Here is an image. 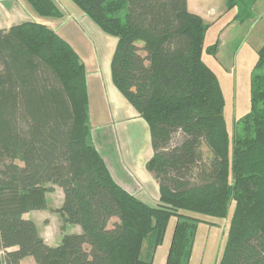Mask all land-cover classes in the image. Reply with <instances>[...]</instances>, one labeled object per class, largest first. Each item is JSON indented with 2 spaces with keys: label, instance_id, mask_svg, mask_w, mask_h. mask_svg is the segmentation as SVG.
<instances>
[{
  "label": "trees",
  "instance_id": "trees-1",
  "mask_svg": "<svg viewBox=\"0 0 264 264\" xmlns=\"http://www.w3.org/2000/svg\"><path fill=\"white\" fill-rule=\"evenodd\" d=\"M26 1L40 15L64 16L55 0ZM71 1L117 38L113 81L148 125L146 168L159 203L112 177L91 139L84 67L72 46L32 20L0 28V264H154L140 257L143 241L160 244L172 216L165 264H188L201 220L184 212L223 218L231 204L219 264H264V40L250 110L230 137L219 79L202 59L217 42L204 46L210 25L187 0ZM255 1L225 0L227 11L237 7L231 21L249 19ZM53 185L63 193V223L81 230L49 245L24 214L47 209Z\"/></svg>",
  "mask_w": 264,
  "mask_h": 264
},
{
  "label": "rangeland",
  "instance_id": "rangeland-1",
  "mask_svg": "<svg viewBox=\"0 0 264 264\" xmlns=\"http://www.w3.org/2000/svg\"><path fill=\"white\" fill-rule=\"evenodd\" d=\"M55 1L64 10V16L60 18L40 15L26 0H16L14 8L9 10H14L11 15L3 18L0 10V20L11 22L24 19L43 23L55 30L77 52L84 67L91 139L95 141L102 156L108 159L106 162L113 173L112 177L125 185L129 193L155 206L159 203L158 183L153 173L146 168V163L152 156L148 125L113 81L111 63L117 38L103 32L73 1ZM0 4L7 8L6 5H12V1L1 0ZM214 4L216 6V0ZM223 9L225 10V6ZM236 11L237 7L225 10L219 20L208 27L204 46L217 42V51L212 55H202L204 63L219 79L224 95L223 116L230 137L236 128L241 127V118L250 110V80L257 60L256 49L244 39L247 34L244 25L235 24L228 31L222 29L227 25L226 20ZM141 54L144 55V52L141 51ZM178 139L179 135H174L173 142ZM202 151L205 156L206 150ZM62 196L61 189L55 186L47 195L46 212L41 216L35 215L40 230L49 241L53 237L58 238L65 225L56 211ZM232 212L233 204L223 218L184 212L201 220L197 224L188 264H219ZM115 220L111 219L109 226ZM175 222L176 218L172 216L162 242L156 247H149L147 239L143 241L141 259H152L154 264H165Z\"/></svg>",
  "mask_w": 264,
  "mask_h": 264
},
{
  "label": "crops",
  "instance_id": "crops-1",
  "mask_svg": "<svg viewBox=\"0 0 264 264\" xmlns=\"http://www.w3.org/2000/svg\"><path fill=\"white\" fill-rule=\"evenodd\" d=\"M9 2L12 1V5L7 6V8H4L1 6L0 4V10L2 13V17L5 18L8 15H11L10 13L13 12L14 10H12L11 12H9V10L14 8V4H16V0H8ZM14 1V2H13ZM1 2V0H0ZM215 0H187V8L189 9V11L199 15L204 21H207V23H209V25H214L215 22L217 20H219V18L224 14L225 10L223 9V7L225 6V0H216V6H215ZM233 10V9H232ZM235 14V13H234ZM230 16V19L226 20L225 24H227L225 27H223L222 29L225 28V30H227L228 28H233L235 24H239L240 25H244L245 26V30L247 32L246 36H244V39L251 45L253 46L256 51L261 47V45L263 44V40H264V0H256L252 6V16L243 21V22H238L237 21H231V17H233V15ZM26 19V17H25ZM20 21H27V20H18V21H8V22H3L0 20V28H8L9 26H11L12 24L18 23ZM9 24V25H8ZM221 29V28H220ZM228 31V30H227ZM224 32V31H223ZM232 32H231V37H232ZM95 146L96 143L95 141H93ZM97 148V146H96ZM98 149V148H97ZM102 155V154H101ZM106 165L108 164V159L105 158L104 156H102ZM106 159V160H105ZM111 175L113 176V173L110 169L109 166H107ZM114 178V177H113ZM115 180V179H114ZM116 181V180H115ZM117 182V181H116ZM118 183V182H117ZM120 186H122L125 190H129L125 185H121L120 183H118ZM55 185H53V189H54ZM62 192V191H61ZM129 192V191H128ZM50 192H48L46 194H49ZM132 194V193H131ZM63 195V193H62ZM62 201H63V196H62ZM61 201V203H62ZM60 203V205H61ZM59 205V207H60ZM47 206H48V198H47ZM48 209V207H47ZM47 209L44 210H32L30 212H27L24 214V217L26 218H30L32 219L38 229L39 232L41 234V236L44 238L45 242L49 245H56L60 239L62 234L64 233H74V232H80V227L78 225H73V224H69V223H65L64 227H63V231L62 233L59 235L58 238H52L51 241H49V239L43 235L42 230H40L39 228V224L38 221L35 220V215H43ZM60 216V215H59ZM32 257H25L21 260V264H35L33 258L32 260L30 259Z\"/></svg>",
  "mask_w": 264,
  "mask_h": 264
}]
</instances>
